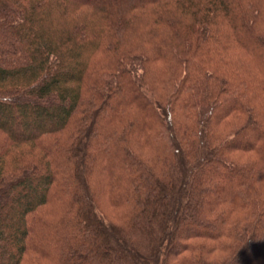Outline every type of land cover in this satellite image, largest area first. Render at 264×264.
<instances>
[{
  "label": "trees",
  "instance_id": "16d2710c",
  "mask_svg": "<svg viewBox=\"0 0 264 264\" xmlns=\"http://www.w3.org/2000/svg\"><path fill=\"white\" fill-rule=\"evenodd\" d=\"M256 1L0 0V264L59 252L61 264H264V170L252 175L264 165V102L248 104L264 101ZM234 50L254 68L241 59L232 69ZM161 62L169 99L146 81ZM178 105L196 117L178 127L185 143L175 135ZM237 111L243 126L214 144L209 122ZM153 124L165 149L157 166L129 143ZM232 151L255 156L233 161ZM99 168L100 194L132 207L122 227L95 203L89 179ZM212 168L251 177L229 191L205 180ZM52 203L63 207L56 221L39 214ZM206 250L229 257L213 263Z\"/></svg>",
  "mask_w": 264,
  "mask_h": 264
},
{
  "label": "rangeland",
  "instance_id": "374dc122",
  "mask_svg": "<svg viewBox=\"0 0 264 264\" xmlns=\"http://www.w3.org/2000/svg\"><path fill=\"white\" fill-rule=\"evenodd\" d=\"M73 1V0H72ZM81 1V0H80ZM255 7L260 11V16L257 20V23H259L258 25L262 28H264V0H258L256 1ZM135 38V37H133ZM138 39V37H137ZM216 48V47H215ZM229 56H232V63H231V68L238 70L237 67V62H241L239 60H245L247 61V63L250 64V66L252 68H254V66L256 65L255 62H253L252 59L248 58L247 56H245L242 53V50H238V51H230L229 53H227ZM242 54V55H241ZM98 57L96 58V62H94V64L97 63H101L102 60L98 59L100 56L97 55ZM240 56V57H239ZM244 56V57H242ZM204 64L209 63L208 60H201ZM214 61V60H213ZM104 62V60H103ZM162 68L164 69V72H162ZM167 66H165L162 62L161 63H154L152 65H150V70L149 73L147 74V78L146 81L148 82H154V86L156 90H164L163 93H166V99L171 98L173 91L171 89L167 88L171 85V82L165 83L168 80H173L172 77L170 76V74H168V70H167ZM208 68L211 70L212 68L208 65ZM154 70V71H153ZM246 71L243 70L244 73H250V71L248 69L245 68ZM153 71V72H152ZM140 74H142L141 72H139ZM184 72H182L180 74V77L183 76ZM162 75V77H161ZM158 76V77H157ZM159 77L161 79H159ZM143 78V76H142ZM165 79V80H163ZM170 80V81H171ZM173 87V86H172ZM159 94H162V92H156ZM91 96L95 97V93L92 95V93L90 94ZM260 102H264L261 99H252L250 101H248V104L251 106H262L263 104H261ZM226 109L228 108L225 107ZM127 110H129L130 112L132 111H136L137 109H135V106H129L127 108ZM188 111V110H187ZM185 110V108H183L181 105L179 107V105L177 106V109L174 112V118H175V123H176V129H175V135L176 137L178 136L181 140H183V142L185 143L186 139H190L188 137H184V139L181 137L182 134L178 131V127H180L181 125L186 126V124L189 123H195L196 122V117H188ZM191 112V111H189ZM244 113V112H243ZM242 112H235V114H232L231 116H227L226 118L223 119H216V121H210L209 123L211 126V130L213 131V133H216V138L218 141H215L214 144L216 145H221L222 141L225 140L228 135H233L234 131L238 128H240L241 126H243V122H244V117H245V113L243 114ZM8 115L6 114L5 117H7ZM186 123V124H184ZM121 122L120 121H115L114 125H120ZM205 126V124H204ZM207 127V126H206ZM151 130L149 132L143 133V131L138 130H133L130 136H129V143L134 146V148H136V150L138 152H140L139 154H142L145 158H147L148 160H150L151 164L157 166V163L162 160V154L164 152H162L163 150L165 151L164 147H162L161 145V140L159 138L161 137H157L156 136V132H155V128L156 125L153 124ZM35 131V130H34ZM179 133L181 135H179ZM263 131H260L259 134L257 133H250L247 134L245 137L241 138L238 142L240 146H245L248 144H252L255 143L257 141V139H259V137H261ZM187 136V135H186ZM163 143V141H162ZM183 143V144H184ZM191 155L194 153H190ZM254 155V153H252ZM195 155V154H194ZM228 159L230 160H240V161H248L251 159V156L253 157V155H247L246 153L241 154L239 152H235L232 151L230 154L229 152L226 153ZM193 156V155H192ZM255 156V155H254ZM222 161H226V156L222 155L220 156V160L219 162ZM104 164V163H103ZM102 162L101 165L103 166ZM105 165V164H104ZM101 166V167H102ZM103 168H99L98 172H97V176L95 177H91L89 179V183L92 186V189H94L96 191V196H95V203L97 205L98 210L100 211V213L102 214V216L107 220V222H111L114 225H119L122 227V222L120 221L121 218H126L129 215V212L132 211V207L130 206H126L124 208L122 207H115L111 204V196H107L105 194H100V191L97 189L98 188V184L103 185L105 183L104 180H106V176H105V172ZM264 170V165H258L256 167V169L254 170V172H252V175L255 177L257 176L259 173H261ZM228 171V173H226ZM99 174V175H98ZM250 174L248 173H240V172H230L229 170H221L220 168H212L210 170H207L204 173V178L205 180H209V179H222L225 181V186L228 188L229 191L233 190L234 187H237L238 185L244 183L245 181H247V179H249ZM252 176V177H253ZM251 177V176H250ZM41 181L40 180H36L35 182V188H39L41 186ZM204 185V184H203ZM217 187H222L224 184H220V183H216L215 184ZM209 185H206L204 187H207ZM215 187V186H214ZM102 189V188H101ZM210 189V186H209ZM259 193L261 196H264V184L259 186ZM214 200H216L214 198ZM213 200V201H214ZM58 208H62L63 207L59 204V203H52V204H48L46 205L43 209H41L39 211L40 215H47L49 218H51L52 220L56 221V217L59 218L60 214L57 212ZM59 214V215H58ZM228 217H230L231 219H235L236 215L234 213H231L230 211L228 212ZM201 229H196V231H200ZM187 236V232L183 231L182 233L179 234V239L180 242H183V239ZM191 242H197V239L194 240H190ZM211 244L207 243V246L205 247L206 249H210ZM207 254L205 257L211 261H213V263H219V262H223L226 261L228 259V255L218 252V251H214V252H208L207 250L205 251ZM2 251H0V257H2L1 255ZM59 254H61L60 252L58 253L57 256L51 257V258H40L37 255H33V254H28L31 255L32 258H28V256L25 259V263L26 264H33V260H35L34 264H61V260H59ZM191 254V252H186L185 255L188 257ZM172 260H170V264H178V260L177 257H172ZM181 259V258H180ZM224 264V263H223ZM245 264V263H242ZM257 264H260L259 262Z\"/></svg>",
  "mask_w": 264,
  "mask_h": 264
}]
</instances>
